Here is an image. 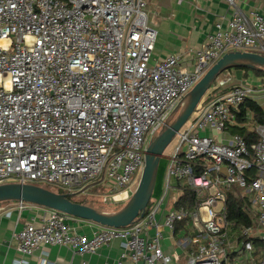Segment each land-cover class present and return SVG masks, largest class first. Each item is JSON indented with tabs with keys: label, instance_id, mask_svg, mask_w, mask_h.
<instances>
[{
	"label": "built area",
	"instance_id": "1",
	"mask_svg": "<svg viewBox=\"0 0 264 264\" xmlns=\"http://www.w3.org/2000/svg\"><path fill=\"white\" fill-rule=\"evenodd\" d=\"M148 1L0 0V185L77 196L108 181L113 194L96 202H125L150 142L210 68L230 52L264 55V15L227 0L231 17L215 24L190 68L179 55L153 62L158 31ZM217 82L223 95L197 107L176 134L164 194L142 219L87 236L73 217L41 207L16 234L17 251L28 258L62 246L83 257L118 240L124 251L116 264H179L162 244L181 226L183 264H264V246L256 245L264 244V125L242 114L254 85ZM235 129L257 140L249 144ZM184 189L193 206L178 205ZM230 197L244 203L252 225L228 219Z\"/></svg>",
	"mask_w": 264,
	"mask_h": 264
},
{
	"label": "crops",
	"instance_id": "2",
	"mask_svg": "<svg viewBox=\"0 0 264 264\" xmlns=\"http://www.w3.org/2000/svg\"><path fill=\"white\" fill-rule=\"evenodd\" d=\"M238 4L246 13L264 15V0H238ZM147 8L150 24L158 31L152 54L153 62L179 55L189 68L196 52L214 32L215 24L220 21L226 23L231 17L227 0H149ZM225 72L233 79V84L254 85V102L264 109V74L258 75L253 70L240 68ZM96 184L98 183L89 185L88 189ZM84 202L86 201L81 203ZM18 203H0V264H39L43 258L49 264H116L121 259L124 250L118 240L101 247L95 254L83 257L62 246L44 247L35 251L31 257H23L17 251L16 234L27 222L38 220L43 213L41 207L31 204L20 211ZM71 225L87 236H91L101 227L74 217ZM180 228L181 226L177 228L172 238L169 231H166V236L170 239L164 240L162 246L173 256L175 263L183 264L187 260V250L179 243ZM24 258L28 263L23 262Z\"/></svg>",
	"mask_w": 264,
	"mask_h": 264
},
{
	"label": "water",
	"instance_id": "3",
	"mask_svg": "<svg viewBox=\"0 0 264 264\" xmlns=\"http://www.w3.org/2000/svg\"><path fill=\"white\" fill-rule=\"evenodd\" d=\"M264 71V55L235 51L219 59L180 101L166 124L149 144L141 180L125 206L116 212H106L73 201L74 194L58 193L31 183L10 182L0 185V203L17 201L55 210L71 217L92 222L105 228L122 229L142 219L154 194L160 161L176 134L195 113L204 96L218 78L230 69Z\"/></svg>",
	"mask_w": 264,
	"mask_h": 264
},
{
	"label": "rangeland",
	"instance_id": "4",
	"mask_svg": "<svg viewBox=\"0 0 264 264\" xmlns=\"http://www.w3.org/2000/svg\"><path fill=\"white\" fill-rule=\"evenodd\" d=\"M229 75L227 73H223L219 78L220 80H225L228 78ZM218 88V82H215L212 86V88L208 91V93L204 96L202 99L201 103L198 106V109L203 107L205 105L206 97L212 93L214 90ZM197 115V112L193 114L192 118H195ZM177 144V139H174L172 143L169 145V147L165 150L163 157L160 161L159 165V171H158V176H157V182L154 190V194L151 199V203L155 202L156 203L162 198L164 191H165V176L167 174L168 168H169V155L173 151L174 147ZM139 179V176H137L136 181L134 183V187L137 185V181ZM113 194L111 184L108 181L98 183L89 189H87L86 192L81 193L77 196L72 197L73 200L78 201L79 203L86 201L88 205L93 206L97 209H100L102 211L106 212H116L119 211L121 208L125 206L126 202H121V203H111V204H98L96 202V199L99 197H104V196H111ZM132 194L130 195L131 198ZM129 198V199H130ZM128 199V200H129ZM151 205V204H150ZM168 208L173 205V197L170 198V201L167 202Z\"/></svg>",
	"mask_w": 264,
	"mask_h": 264
},
{
	"label": "trees",
	"instance_id": "5",
	"mask_svg": "<svg viewBox=\"0 0 264 264\" xmlns=\"http://www.w3.org/2000/svg\"><path fill=\"white\" fill-rule=\"evenodd\" d=\"M248 71V69H245ZM256 74L258 75H263L264 71H254ZM224 91H222L221 89H216L214 90L212 93H210L207 97H206V104L210 103L212 101H214L215 99H217L219 96L223 95ZM251 111L255 121L260 124V125H264V109L258 105L257 103H255L254 101H247V103L242 107V114H245L246 112ZM233 133L235 134H239L242 137H244L249 144L256 141L257 137L254 134H251L249 132H247V130L244 129H235L233 130ZM53 191L55 192H60L58 189H53ZM191 192L188 191V189H184L183 190V197L181 199V202H179V206L185 205L188 207L189 206H193V196H191ZM75 201V200H73ZM78 202V201H75ZM227 216L229 220H233V221H239L241 222L243 225L246 226H250L252 225V219L244 205V203L240 200L234 199L232 197H230L227 201ZM256 245L259 247L264 246V244H262L260 241L256 242Z\"/></svg>",
	"mask_w": 264,
	"mask_h": 264
},
{
	"label": "bare ground",
	"instance_id": "6",
	"mask_svg": "<svg viewBox=\"0 0 264 264\" xmlns=\"http://www.w3.org/2000/svg\"><path fill=\"white\" fill-rule=\"evenodd\" d=\"M122 197H124V195Z\"/></svg>",
	"mask_w": 264,
	"mask_h": 264
}]
</instances>
